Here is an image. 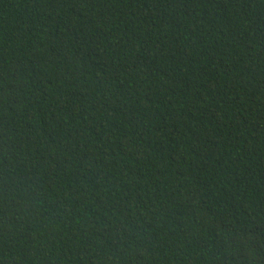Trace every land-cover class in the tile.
<instances>
[{"label":"trees","instance_id":"obj_1","mask_svg":"<svg viewBox=\"0 0 264 264\" xmlns=\"http://www.w3.org/2000/svg\"><path fill=\"white\" fill-rule=\"evenodd\" d=\"M0 264H264V0H0Z\"/></svg>","mask_w":264,"mask_h":264}]
</instances>
